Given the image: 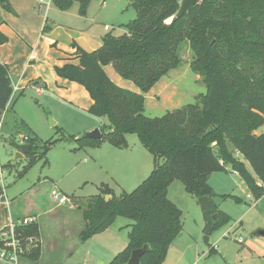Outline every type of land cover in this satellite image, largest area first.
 I'll return each mask as SVG.
<instances>
[{
    "label": "trees",
    "instance_id": "16d2710c",
    "mask_svg": "<svg viewBox=\"0 0 264 264\" xmlns=\"http://www.w3.org/2000/svg\"><path fill=\"white\" fill-rule=\"evenodd\" d=\"M90 1L52 0L63 11L79 2L82 15ZM180 3L134 0L136 18L127 24L126 33L107 34L94 51L78 47L77 64L55 66L59 77L88 91L93 100L88 111L108 119L102 136L106 132L109 141L122 149L128 147L127 136L136 134L154 157L153 171L131 193L123 192L118 197L110 188L102 187L83 209L82 241L104 230L117 216L134 221L127 246L107 264H127L132 251L145 244L151 249L142 255L141 263L163 264L184 227L183 211L168 197V186L175 180L197 199H211L212 212L204 211L207 234L229 221L212 200L209 178L213 173L231 167L243 177L256 199L264 194V130L258 132L264 127V0H198L192 10L171 22ZM0 6L14 12L10 0H0ZM8 40L0 29V45ZM185 42L193 52L191 68L202 78L207 91L198 94L193 103L161 116H147L145 94L181 65L180 49ZM109 64L140 91L116 84L104 69ZM13 94L9 67L0 61V110ZM28 135L26 143L31 150L25 155V172L46 157L57 142L42 144L38 137ZM101 138L83 136L79 141L99 146ZM238 155L250 164L255 176ZM17 230L24 238H39L36 223L18 226ZM24 257L38 261L40 242Z\"/></svg>",
    "mask_w": 264,
    "mask_h": 264
},
{
    "label": "rangeland",
    "instance_id": "374dc122",
    "mask_svg": "<svg viewBox=\"0 0 264 264\" xmlns=\"http://www.w3.org/2000/svg\"><path fill=\"white\" fill-rule=\"evenodd\" d=\"M103 1L91 0L84 15L79 12V2L68 10L85 22V27L92 26L94 32L126 33L127 24L136 18L134 0H105L104 4ZM57 9L53 4L51 10ZM106 26L110 28L108 31ZM180 55L181 65L156 84L157 87L165 83L164 92L157 95L161 102L155 107L151 106L150 99L146 101L147 116H161L168 110L193 103L198 94L207 91L202 78L191 68L193 52L188 42L182 44ZM108 123L106 117L95 116L52 88L42 94L33 87L14 92L0 131V168L7 198L16 215L36 218L33 223L38 225L42 235L43 257L36 262L23 257L21 264H81L87 260L97 264L99 257L109 250L108 235L113 230L120 227V232L115 233L117 239L127 240V229L131 231L134 221L124 216H117L104 230L86 241H82L81 230L77 228L83 219V209L91 198L102 192V187L110 188L118 197L123 192L131 193L145 180L139 166L136 167L137 160L145 162L147 156L150 162L153 159L136 134L128 135L129 148H123L125 151L115 147L106 132L99 146L80 143L79 139L88 132L96 128L101 130ZM262 130L264 127L258 132ZM29 133L38 137L42 144L50 140L57 142L46 157L25 172L28 160L25 157L15 159L17 147L13 142L18 143ZM240 158L255 176L250 164L242 156ZM218 174L214 177V186L210 184L214 191L212 200L229 221L211 234L204 230V209L198 199L180 180L168 186V197L183 211L184 227L179 234L181 237L169 247L165 264H170L175 257L174 251L180 254L183 250L186 256L182 264H192L197 258L200 261L196 264H264V256L251 246L258 238L264 240L258 236V232L264 230V194L256 199L243 177L235 174L231 167ZM53 191L69 197L70 202L59 206L52 197ZM71 205L82 208L73 209ZM225 232H229L228 237L224 236ZM94 236L100 241H90ZM238 237L243 241L239 242ZM182 241H186L184 246L177 248L176 244L181 245Z\"/></svg>",
    "mask_w": 264,
    "mask_h": 264
},
{
    "label": "crops",
    "instance_id": "0c3cea01",
    "mask_svg": "<svg viewBox=\"0 0 264 264\" xmlns=\"http://www.w3.org/2000/svg\"><path fill=\"white\" fill-rule=\"evenodd\" d=\"M44 2H47L49 6L42 5L41 0H10L14 12L7 11L0 6V20L3 21L0 29L9 39L5 44L0 45V61L9 67L13 86L17 87L16 92L25 91L27 88L33 87L36 88L37 93L42 94L46 89L52 88L58 94L65 96L69 100L82 106L83 109L88 110L93 104V100L88 91L84 86L76 82L59 77L55 71V66H62L67 63L77 64L79 62L78 47L87 51H94L103 44V38L107 34L94 32L92 26L85 27V22L79 20L80 18H77L76 14H71L69 12L70 9L60 11L56 7L57 10H51L53 5L52 0H44ZM104 69L109 77L119 86L136 92L140 91L132 81L130 82V80L121 77L111 64L106 65ZM164 84L161 82L157 87L155 85L146 93L145 103L150 99L151 106L156 107L161 102L158 101L157 95L164 92ZM164 96H166V93ZM164 99L166 100V98ZM11 105L12 99L9 102V108ZM146 111L147 107L145 105V114ZM92 128L89 130H92ZM120 151H125V149L122 148ZM137 161L138 165L136 167L138 169L139 166V171L143 174L142 178L144 180L154 169V157L152 162H150L148 156L145 162L142 160ZM234 173L238 174L235 171ZM216 175H219L218 172L213 173L209 178V183L212 186H214L213 181ZM58 205L60 206V204ZM71 207L73 209L75 207L82 208L80 205H71ZM35 216L38 217L36 214ZM24 218L31 217L17 216L7 195L6 200L0 199V230L8 226L11 222L20 224ZM84 227L85 220L83 217L80 226L77 228L82 231ZM119 228L117 227L115 231L113 230L108 235L109 250L105 255L99 257L98 260L100 261L97 264H107L127 246L128 238L127 240H119L117 239V235H115L116 231H119ZM127 232L130 231L127 229ZM38 237L42 247L41 232ZM259 239L251 242V246L260 255L264 256V240ZM96 240L100 241L94 236L90 241ZM185 243L186 241H182L181 245L176 244V246L177 248L182 247ZM185 252L183 250L178 254L174 251L175 257L171 259L170 264H182L186 256ZM42 259L43 257L41 255L39 261ZM166 260L163 264L166 263ZM199 261L200 258H197L192 264H196Z\"/></svg>",
    "mask_w": 264,
    "mask_h": 264
},
{
    "label": "built area",
    "instance_id": "2783aa9c",
    "mask_svg": "<svg viewBox=\"0 0 264 264\" xmlns=\"http://www.w3.org/2000/svg\"><path fill=\"white\" fill-rule=\"evenodd\" d=\"M105 0L103 1V4ZM41 4H45V6H49L47 2L41 0ZM106 30L110 28L108 26L105 27ZM17 90V87H14V92ZM9 109V103L7 106L0 110V131L4 125V119L6 113ZM29 135H25L24 138L18 143H26L29 139ZM3 171L0 168V199L6 200V185L3 181ZM52 197L54 200L58 201V203L65 204L70 202V198L65 195H60L56 191H53ZM251 195H248V198ZM35 220V219H34ZM31 218H24V220L18 224L16 222H11L8 226L0 230V264H21V260L24 257V254L29 252L33 247L37 245L39 241L37 237H27L24 238L17 230L18 226L29 225L34 222ZM229 232H225V237H228ZM238 241L242 242L243 238L238 237ZM81 264H90L87 261L82 262Z\"/></svg>",
    "mask_w": 264,
    "mask_h": 264
},
{
    "label": "water",
    "instance_id": "95a60500",
    "mask_svg": "<svg viewBox=\"0 0 264 264\" xmlns=\"http://www.w3.org/2000/svg\"><path fill=\"white\" fill-rule=\"evenodd\" d=\"M198 0H181L180 8L175 16L171 19V22H175L178 19L182 18L187 12L192 10L197 4ZM85 137L91 139H98L102 137V131L99 128L94 129L91 132H88ZM17 147V152L15 154V159L24 158L25 155L31 150V145L28 143H13ZM111 196H107V199H110ZM198 202L201 207L206 212H212L211 199L208 196H201L198 198ZM214 220H217V214L213 215ZM258 235L264 238V230L258 232ZM209 238L206 237V242ZM151 249L149 244H145L141 248L134 249L131 253L130 259L127 264H142L141 257L142 255ZM102 264V263H99Z\"/></svg>",
    "mask_w": 264,
    "mask_h": 264
}]
</instances>
